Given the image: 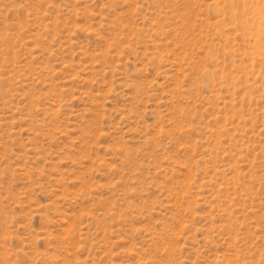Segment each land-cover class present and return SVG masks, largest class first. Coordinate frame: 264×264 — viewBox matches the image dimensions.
I'll return each mask as SVG.
<instances>
[{"label": "rangeland", "instance_id": "1", "mask_svg": "<svg viewBox=\"0 0 264 264\" xmlns=\"http://www.w3.org/2000/svg\"><path fill=\"white\" fill-rule=\"evenodd\" d=\"M0 264H264V0H0Z\"/></svg>", "mask_w": 264, "mask_h": 264}]
</instances>
